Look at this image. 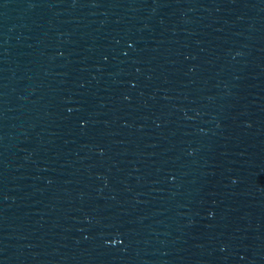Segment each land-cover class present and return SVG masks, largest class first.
<instances>
[{
  "label": "water",
  "instance_id": "1",
  "mask_svg": "<svg viewBox=\"0 0 264 264\" xmlns=\"http://www.w3.org/2000/svg\"><path fill=\"white\" fill-rule=\"evenodd\" d=\"M0 264H264V0H0Z\"/></svg>",
  "mask_w": 264,
  "mask_h": 264
}]
</instances>
